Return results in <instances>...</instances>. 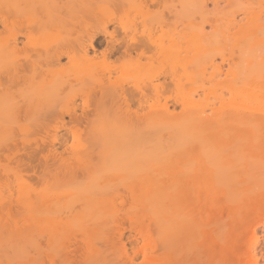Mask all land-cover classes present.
<instances>
[{
	"label": "rangeland",
	"instance_id": "374dc122",
	"mask_svg": "<svg viewBox=\"0 0 264 264\" xmlns=\"http://www.w3.org/2000/svg\"><path fill=\"white\" fill-rule=\"evenodd\" d=\"M124 1L122 6H113L120 14H116L107 2L98 6L101 11L113 10L116 16L119 15L120 21L110 25V30L118 31L121 24L126 29V35L120 30L114 32L112 40L122 37L119 41V46H122L132 36L143 41L150 38L157 45L149 51L153 58L140 60L142 68L122 62L126 60L120 58L116 64L122 62L121 68L115 69L110 79L114 80L118 74L117 77L126 82L125 89L136 90L161 73L162 76L152 82L164 80L168 85L162 96H151L141 104L137 116L123 112L114 114L118 110L108 108L109 104L107 108H93V103L85 106L89 123L75 125L71 131H56L58 141L54 147L62 155L49 159L52 164L48 161L44 166L40 155L47 153L52 129L48 130V135L33 132L31 119L35 117L27 119L28 113L26 118L19 115V121H12L11 125L10 122L1 125L4 120L1 122L0 146L14 138L18 149L25 147L24 150L30 152L38 146L44 148L42 153L40 149L36 151L31 165L35 166L37 173L45 172V176L24 175L32 172L31 167L20 171L16 167L18 156L14 160L13 156L8 160L0 158V264H81L84 257L80 255L85 253L84 245H89L90 239L94 247L106 251L103 250L105 264H148L142 260L138 249L143 245L139 230L147 227L151 231L155 223L153 226L150 214L139 209L141 197L138 195L141 184L155 185L164 177L161 174L164 171L186 172L181 176L187 179L193 178L200 167L213 177L224 176L230 180H236L239 173H244L239 177H248L250 181L257 177L261 181L258 186L264 187V130H259L254 124L256 117L264 115V97L255 96L258 83L261 81L264 86V77L262 80L260 77L264 74V54L260 52V39L264 35L259 32V27L264 25V0ZM2 5L5 4L0 3V9ZM4 7L1 10L5 12ZM14 13L17 12L14 10ZM25 15V19L22 17L25 22L20 21L24 23L21 25L28 22L31 25L34 21L27 22L29 14L25 12ZM19 39L28 46L20 42L15 54L8 56L12 60L32 59L34 57L31 56L38 53L36 47L39 52L48 51L56 40L47 35L35 38V41L31 38V43L27 38ZM102 48L103 45L99 46L98 51ZM118 54L115 51L109 59H116ZM4 58L0 57V62ZM67 59H62L61 67L67 65ZM34 71L31 72L35 77L37 73ZM66 72L70 75L68 70ZM66 72L61 75H66ZM45 74L49 76H44L46 83L53 79L49 73ZM85 80L89 81L84 79V87L87 84ZM133 80L137 83L134 84ZM42 84L36 87H44L45 83ZM81 103V98L73 103L77 113L81 112ZM58 107L64 109L65 104L59 103ZM69 120V116H64V121L72 125ZM5 153L10 154L9 151ZM44 167L49 169L44 171ZM87 196L95 198V202L92 199L94 204L90 203L85 208L82 203ZM136 198L139 201L133 203ZM87 202L88 199L85 200L86 205ZM38 212L37 216L45 218L31 222L30 219ZM47 216L55 217V221ZM235 220V226L230 224V229L229 226L227 229L221 226L225 228L224 232L220 227L224 236L220 238L219 234L218 237L225 239L223 241L216 242L219 239L210 236L214 233L211 229L208 233L206 229V235L200 240L202 246H222L217 248L222 251L231 242L230 250L225 249L227 254L225 251L216 252L226 254L234 262L242 257L250 264H264V222H258L255 216L246 218V225L239 216H235ZM228 222L225 219L223 224ZM212 239L216 240L215 243ZM82 248L85 249L82 251ZM196 255L191 257L196 258ZM204 258L202 254L201 261L199 258L189 260L195 264L194 261L202 262Z\"/></svg>",
	"mask_w": 264,
	"mask_h": 264
},
{
	"label": "bare ground",
	"instance_id": "6f19581e",
	"mask_svg": "<svg viewBox=\"0 0 264 264\" xmlns=\"http://www.w3.org/2000/svg\"><path fill=\"white\" fill-rule=\"evenodd\" d=\"M130 1L134 2L135 0ZM148 1L149 3H154V0ZM103 2H107L106 4L108 5L111 4L112 7L110 5L109 6L113 10L115 9L114 11L116 13V8L118 6H122L125 1L0 0L1 4H5L2 5V7H7H4L6 10L5 12L1 10L3 9L2 7L0 9V57L6 58H4L5 60L1 59L2 63L0 62V124L4 120V124L2 122L1 125H5L9 122V125H11L13 123L12 121H19V115L26 118V114L30 113L29 115L27 114V119L34 117L37 118L39 116L37 120L35 118L34 120L31 119L32 124H34L33 132L48 135L49 129H52L53 131L51 139L49 140L50 146L47 148V153H42L44 148H40L39 146L30 152L25 151V147L24 149L21 147V149H18V142L15 141L14 138H11L8 142L6 141V143L4 142V144H1L0 158L8 160L13 156L15 157L13 158L14 160L18 156L16 159V167L20 171L26 169L27 167H31V173H24V175L28 177L34 176L36 178H44L45 176V172L44 174L43 172L40 173V171L37 173L35 166L31 165V160L35 158L37 150H41L42 154L40 157L43 162L40 160L39 164L41 162L43 166L48 163L49 159L54 160L62 155L61 153H57L54 147L55 143L58 141L57 134L55 133L56 131L60 129H69V131H71V127L75 125H82L83 123L87 125V122L89 121V114L84 110L85 106L88 107L91 103H93V108L100 106L103 108L112 107V109L118 110L117 112L114 111V114L120 113L121 115L123 112V114H132L137 116L140 105L147 102L151 96H162L161 94H163V89L168 85V83H166L167 81L165 82L164 80L162 82H152V80L158 79L159 76H162L161 73L151 77L148 80V84H144L143 88H136V90L128 88L125 89L124 83L126 82L125 80L117 77L118 74L114 80L110 79L114 70L121 68L120 64H122V62L140 65L139 63L142 58L151 59L152 56L149 54V51L151 47H156L157 44L155 45L156 42L150 41V38L148 37L147 41H143L133 39L132 36H129L130 39L122 46H119V41L122 37L119 36L120 38L115 40H112V38L119 30L123 33V35H126V29L122 24L117 27L118 31L116 32L109 29V26L115 21H120L117 18L119 15L116 16V14L120 13L117 12L114 14L113 10H99L98 6ZM9 4H11L10 6L13 10L10 8ZM113 6H116V8ZM22 9L25 11L22 12ZM120 9L121 11L126 12V10L122 7H120ZM14 10L18 14L14 13ZM25 12L29 14V18H26V20L28 19L27 22L32 20L34 21V24L32 23L30 25L29 22H26L27 25H21L22 22H25L22 20L24 16H26ZM20 21L22 22L20 23ZM166 22L167 20H165V23ZM259 32L261 35H264V25L259 27ZM45 35L56 38L55 43L48 47V51L44 52L45 49H42L43 51L39 52L36 49L38 47H36L35 51L38 53H35L36 56L32 55L31 57H34L32 59L26 58L27 60H25L24 58L22 60H12V58H9L10 55L19 49L18 44L22 42L19 39L20 37L27 38V40L31 43V38L34 40L35 38L37 39ZM116 35L118 36V34ZM22 43L23 45L26 44L28 46L27 43ZM35 43L37 44V42ZM33 45L35 46V44ZM102 45V50L98 51V47ZM115 51L119 53V56H117L114 60L112 59V61L109 59V56ZM260 52L261 54H264V38L260 39ZM133 53H135L134 56L132 55ZM64 57L68 58V61L65 62L67 65L65 67H61L60 63ZM120 58L123 60L125 59L126 61L116 64ZM26 69H28V73L26 71L27 75L25 74ZM66 70H68L70 75L67 74ZM31 71L36 72L37 75L34 77V74ZM44 72L52 75L53 79H50V81L46 83V78L49 76ZM62 72H64V74L66 72V75L62 76ZM135 72L136 71H134V74ZM58 75L61 76L59 77ZM44 76H46V78ZM55 76H58L57 78L59 80L56 79ZM260 77L262 80L264 74L262 73ZM85 78L89 80H85V83H87L86 87H84L83 82ZM44 79L46 81H44ZM54 81L56 82L54 83ZM260 82L258 83L259 85L256 89V97H264V86H262ZM42 83H45V88L43 86L36 87L43 85ZM135 83L137 82L134 81V84ZM50 86L53 87V89ZM15 87L16 89H14ZM46 88L49 91L51 88V92L46 90ZM48 93H50V95ZM78 98H81L83 102L80 104V113L76 112V108L73 105L75 100ZM47 101L51 104V106ZM42 103L45 104V106ZM59 103L65 104V108L63 109L58 107ZM47 104L49 107H47ZM107 104L109 105L107 106ZM37 114L39 115L36 116ZM66 115L69 116V121L72 125H69V122L66 123V121H64V116ZM5 119H10V121L8 120L5 122ZM254 124L259 128V130H264V115L256 117ZM13 126L14 125L11 127ZM8 151L10 154L5 153ZM19 155L20 157H25L26 159L20 158ZM42 165L40 168H43ZM197 167H199V165ZM46 169L48 170L49 168L44 167V171H46ZM41 174L43 175L41 176ZM161 174H163L164 177L160 180V182L154 183L155 185L143 183L141 184L139 190L140 192L138 196L141 197L140 201L138 199L141 206L139 209H143L149 213L150 217L153 219L151 223H155V228L151 229V231L147 227H141L139 230L143 239V243H141V245L143 244L142 248L141 246L138 248L142 253V260L148 264H192L193 262L192 260H189V258H192L193 260L199 258L198 260L201 261V255L203 254L206 258V260L204 258L203 261H206V263H203V261L198 262L197 260L194 261L196 262L195 264H247L249 261H246L245 258L242 259L241 257L240 260L234 262L226 255L227 252L225 249L227 248L230 250L229 244H231V242L228 244V247L225 246V249L222 250L225 251L226 254H219L216 252L218 246L216 248L210 242L214 248L210 246L203 247L200 240L203 239L206 229L207 232L211 229V232L214 233L212 235L209 234L210 236L213 237L214 235L216 240L219 239L218 241L212 239V243L222 240L220 238L221 236H224V233L222 234L221 232H224L225 228L230 224L231 226H235V221L237 220V218L235 220V216H239L242 222L246 218L248 220L251 216L252 218L253 216L257 217L258 222H260V220L264 222V187L258 186V182H261L260 179L252 177L254 181L252 179L250 181L248 177L240 178V174L242 177L244 173L243 175L242 173H239L236 180L224 179V176H222V178L219 176L213 177L210 172H206L201 167L194 173L193 178L190 176L191 179H187L185 176L182 177L183 175H186V172L183 174V172L176 170L164 171V173ZM237 176H235V178ZM18 185L20 186L21 184ZM133 195L135 197V193ZM85 197L82 203L85 208L88 207V204L90 203L94 204L95 198L93 199L87 196L88 202L86 205L85 200L87 201V199ZM98 198H96V201ZM137 198L133 201V203H135V201L138 202ZM92 199L94 202H92ZM126 199V201L129 200L128 198ZM38 214L39 212L32 217L33 219H30V216L28 215V219L32 220L31 222H35L38 219L41 221L45 218H42L43 215L37 216ZM30 215L33 216V214ZM223 216H225V218ZM47 218L54 220L55 217L47 216ZM225 219L229 222L223 224ZM244 223L245 221L243 224ZM221 226L225 228H222ZM231 226H229V229ZM220 227L222 228L221 232ZM154 231L156 233L155 235L153 234ZM243 233H245V231ZM231 236H233V233H231ZM84 243H88V241H85ZM91 244L93 245V242L91 243L90 239L89 245H84L86 250L83 251L85 248H82V251L85 253H81L80 255L84 257V263L81 262V264H105V254L103 255L105 250L101 247H94V245L90 246ZM221 247L218 249H221ZM202 250L204 252H202ZM222 251L219 250L218 252ZM194 254H198V256L196 255V258L191 257V255L194 256ZM234 260H236V258Z\"/></svg>",
	"mask_w": 264,
	"mask_h": 264
}]
</instances>
